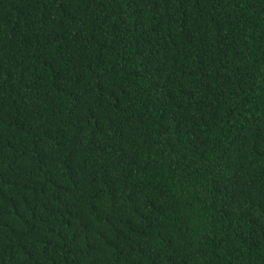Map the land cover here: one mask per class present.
<instances>
[{
    "label": "trees",
    "instance_id": "1",
    "mask_svg": "<svg viewBox=\"0 0 264 264\" xmlns=\"http://www.w3.org/2000/svg\"><path fill=\"white\" fill-rule=\"evenodd\" d=\"M0 264H264V0H0Z\"/></svg>",
    "mask_w": 264,
    "mask_h": 264
}]
</instances>
